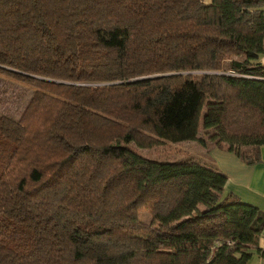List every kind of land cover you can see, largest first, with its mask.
I'll return each instance as SVG.
<instances>
[{"label":"trees","instance_id":"1","mask_svg":"<svg viewBox=\"0 0 264 264\" xmlns=\"http://www.w3.org/2000/svg\"><path fill=\"white\" fill-rule=\"evenodd\" d=\"M263 54L264 0H0V264L260 254L264 213L225 194L211 160L134 148L258 164Z\"/></svg>","mask_w":264,"mask_h":264},{"label":"crops","instance_id":"2","mask_svg":"<svg viewBox=\"0 0 264 264\" xmlns=\"http://www.w3.org/2000/svg\"><path fill=\"white\" fill-rule=\"evenodd\" d=\"M259 63L264 67V54L260 57ZM207 157L226 177L223 188L225 194L233 195L240 202L264 213V146L260 148V162L253 166H246L233 154L218 149H211ZM257 247L260 254L252 252L247 264H264V227L258 238Z\"/></svg>","mask_w":264,"mask_h":264},{"label":"rangeland","instance_id":"3","mask_svg":"<svg viewBox=\"0 0 264 264\" xmlns=\"http://www.w3.org/2000/svg\"><path fill=\"white\" fill-rule=\"evenodd\" d=\"M212 1V0H211ZM210 1V3H211ZM204 3H209V0H203ZM200 74V73H193ZM135 152L138 153L141 157L148 160L155 161H174V160H194L203 164H210V158L208 161L207 154L201 149L196 142H183L178 144H163L159 147L153 149L144 150L136 149ZM213 165L217 168L216 164L213 162ZM220 172V170L217 168ZM221 173V172H220ZM223 174V173H222ZM138 219L140 221L147 222L149 221V214L146 210L142 209L138 214Z\"/></svg>","mask_w":264,"mask_h":264},{"label":"water","instance_id":"4","mask_svg":"<svg viewBox=\"0 0 264 264\" xmlns=\"http://www.w3.org/2000/svg\"><path fill=\"white\" fill-rule=\"evenodd\" d=\"M12 71V70H10ZM13 72V71H12ZM162 76H167V75H160V76H151V77H147V78H143V79H151V78H156V77H162ZM43 81H48V82H52V83H62V82H56V81H52V80H47V79H42V78H37ZM136 80H142V79H136Z\"/></svg>","mask_w":264,"mask_h":264}]
</instances>
